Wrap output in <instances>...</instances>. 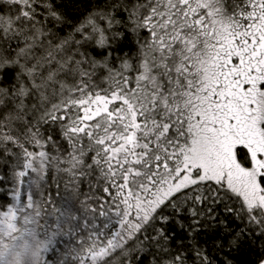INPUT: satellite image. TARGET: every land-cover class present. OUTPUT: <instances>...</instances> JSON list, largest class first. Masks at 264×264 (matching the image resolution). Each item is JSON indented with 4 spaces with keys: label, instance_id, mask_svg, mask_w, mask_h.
<instances>
[{
    "label": "snow or ice",
    "instance_id": "obj_1",
    "mask_svg": "<svg viewBox=\"0 0 264 264\" xmlns=\"http://www.w3.org/2000/svg\"><path fill=\"white\" fill-rule=\"evenodd\" d=\"M0 264H264V0H0Z\"/></svg>",
    "mask_w": 264,
    "mask_h": 264
},
{
    "label": "trees",
    "instance_id": "obj_2",
    "mask_svg": "<svg viewBox=\"0 0 264 264\" xmlns=\"http://www.w3.org/2000/svg\"><path fill=\"white\" fill-rule=\"evenodd\" d=\"M243 259L247 260V259H249V257L246 256V257H243Z\"/></svg>",
    "mask_w": 264,
    "mask_h": 264
}]
</instances>
